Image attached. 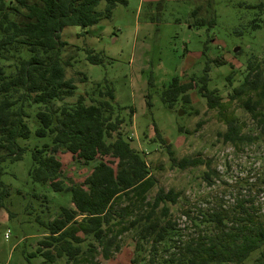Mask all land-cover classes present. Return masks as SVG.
Segmentation results:
<instances>
[{"label":"trees","instance_id":"trees-1","mask_svg":"<svg viewBox=\"0 0 264 264\" xmlns=\"http://www.w3.org/2000/svg\"><path fill=\"white\" fill-rule=\"evenodd\" d=\"M102 4L105 7L100 12ZM126 4V0H0V62L5 63L0 66V213L7 209L11 194L2 181L3 164L21 160L25 149L18 140L30 139L32 120L38 124L36 136L50 137L51 143L31 151L29 176L54 192L70 194L71 206L60 207L52 220H38L47 235L29 259L40 255L44 264H58L61 259L66 260L65 264H101L94 260L98 250L104 260H109L122 250L121 240L129 235L136 246V264H244L253 253L264 249L260 203L250 198L238 201L231 209H198V224L213 233L199 241L185 242L170 219V206L176 205L181 195L159 189L151 196L157 181L143 153L133 148L125 135L134 109H130L127 119L108 82L98 84L74 103L67 102L77 85L74 78L67 79L66 71L73 63L71 57L62 56L68 44L61 33L67 27L96 26L103 17L111 18L118 5ZM86 54L90 64L103 63L92 50L86 49ZM254 60L252 56L243 83L229 93V100H242L241 106L255 128L242 133L239 119L232 117L222 134L225 144L264 140V71ZM210 70L207 66L204 75L186 84L174 78L163 92V103L170 108L180 99L188 103V93L198 84L209 109L224 107L218 91L208 87ZM77 75L82 76L80 82L87 81L82 73ZM233 77L234 73L226 77L230 85ZM150 99L148 108H152ZM168 152L180 170L210 168V161H177ZM61 153L71 154L77 164L91 167L83 182L66 178L58 157ZM204 178L211 184L210 173ZM252 186L259 194L264 177ZM121 203L125 204L123 208L119 207ZM89 237L94 243L84 250L82 246ZM148 244L151 258L146 261L143 254ZM263 259L261 252L257 264H264Z\"/></svg>","mask_w":264,"mask_h":264},{"label":"rangeland","instance_id":"rangeland-1","mask_svg":"<svg viewBox=\"0 0 264 264\" xmlns=\"http://www.w3.org/2000/svg\"><path fill=\"white\" fill-rule=\"evenodd\" d=\"M126 1V5L113 10L111 18L103 17L96 26L67 27L61 33L68 44L62 56L71 57L73 63L66 71L67 79L74 78L77 85L67 102L74 103L98 84L108 82L127 119L130 109H134L125 135L133 148L143 153L157 181L151 196L159 189L181 195L177 204L170 206V219L185 242L199 241L213 233L198 224V209H231L238 201L252 198L261 204L259 214L264 216V187L258 194L252 186L264 177V140L236 146L225 144L222 137L232 117L239 119L242 133L255 128L241 106L242 100H229V93L243 83L252 56L264 71V0ZM104 7L102 4L98 10L102 12ZM86 49L99 55L103 63L90 64ZM4 64L0 62V66ZM207 66L211 69L208 87L218 91L224 107L209 109L198 84L188 93V103L180 99L172 108L163 103V92L174 78L182 84L190 83L204 75ZM77 73L86 76L87 81L80 82L82 76ZM230 73H234L232 85L226 81ZM149 96L152 108L147 107ZM29 125L30 139L18 140L25 149L21 160L3 164L2 181L11 194L7 209L0 213V264H44L40 255L28 258L37 253L47 235L38 220H52L60 207L71 206L70 194L54 192L49 185L31 180V151L50 144L51 138L36 136L37 122L31 120ZM168 149L177 161L201 158L210 161V168L180 170L173 165ZM58 157L67 179L81 183L90 174L91 167L77 164L71 154L61 153ZM207 172L211 184L204 178ZM122 203L120 208L125 206ZM121 241L119 253L104 260L99 249L95 262L136 264L135 242L129 235ZM89 243H94L91 237L82 246L84 250ZM145 247L143 257L149 261L150 245ZM261 252L264 249L253 253L244 264H257ZM65 263V259L58 261Z\"/></svg>","mask_w":264,"mask_h":264},{"label":"built area","instance_id":"built-area-1","mask_svg":"<svg viewBox=\"0 0 264 264\" xmlns=\"http://www.w3.org/2000/svg\"><path fill=\"white\" fill-rule=\"evenodd\" d=\"M5 237H6V239H9V232L6 234Z\"/></svg>","mask_w":264,"mask_h":264},{"label":"water","instance_id":"water-1","mask_svg":"<svg viewBox=\"0 0 264 264\" xmlns=\"http://www.w3.org/2000/svg\"><path fill=\"white\" fill-rule=\"evenodd\" d=\"M238 50H239V48H238V49H236L235 53H237V52H238ZM180 114H182V113H180Z\"/></svg>","mask_w":264,"mask_h":264}]
</instances>
